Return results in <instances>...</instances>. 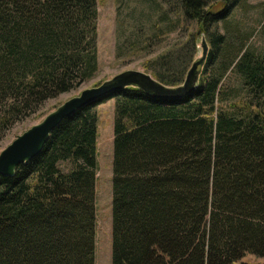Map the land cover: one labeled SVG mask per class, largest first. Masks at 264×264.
I'll return each instance as SVG.
<instances>
[{"label": "trees", "instance_id": "16d2710c", "mask_svg": "<svg viewBox=\"0 0 264 264\" xmlns=\"http://www.w3.org/2000/svg\"><path fill=\"white\" fill-rule=\"evenodd\" d=\"M242 1H160L167 7L151 40L160 22L195 30L143 66L178 86L205 35L194 88L180 97L133 86L108 93L0 175V264H94L95 107L111 98V264H264L241 261L264 257V52L219 29ZM96 18V0H0V133L94 76Z\"/></svg>", "mask_w": 264, "mask_h": 264}, {"label": "rangeland", "instance_id": "374dc122", "mask_svg": "<svg viewBox=\"0 0 264 264\" xmlns=\"http://www.w3.org/2000/svg\"><path fill=\"white\" fill-rule=\"evenodd\" d=\"M152 1L157 4L158 9L151 8V0H96L98 58L96 73L78 88L48 98L37 109L16 120L8 129L0 133V151L17 135L41 121L46 114L69 97L79 94L82 89L99 85L123 70L136 69L147 72L143 66L144 62L160 51L186 40L189 32L195 30V25L189 23L187 30L178 27L168 32L167 25L164 26V23L160 22V26H163L161 35L151 40V34H156L158 30L155 27L158 16L162 9L167 7L166 4H160L161 0ZM205 1L217 8L222 0ZM219 29L224 34H229L228 30L231 34H238L245 40L246 46L264 52V0H243L233 8L227 21L221 22ZM204 36L199 35L195 57L201 55L200 40ZM227 37L229 40L232 39L230 35ZM152 43L155 46L153 51H151ZM230 82L233 83L234 79ZM114 106L115 98H111L95 107L98 122L94 264H111ZM241 261L264 263V257L246 254Z\"/></svg>", "mask_w": 264, "mask_h": 264}, {"label": "water", "instance_id": "95a60500", "mask_svg": "<svg viewBox=\"0 0 264 264\" xmlns=\"http://www.w3.org/2000/svg\"><path fill=\"white\" fill-rule=\"evenodd\" d=\"M201 55L196 57L186 72L185 79L178 86H165L148 72L136 69L120 71L99 85L84 88L79 94L63 101L46 114L41 121L17 135L0 151V175L11 176L15 168L37 156L48 139L50 132L76 110L90 104L104 95L133 86L153 97H180L189 93L197 82L200 68L204 64L208 45L203 37L200 40Z\"/></svg>", "mask_w": 264, "mask_h": 264}]
</instances>
